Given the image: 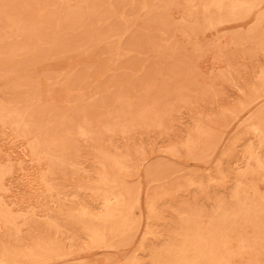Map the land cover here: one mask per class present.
Returning a JSON list of instances; mask_svg holds the SVG:
<instances>
[{
	"label": "rangeland",
	"instance_id": "rangeland-1",
	"mask_svg": "<svg viewBox=\"0 0 264 264\" xmlns=\"http://www.w3.org/2000/svg\"><path fill=\"white\" fill-rule=\"evenodd\" d=\"M264 264V0H0V264Z\"/></svg>",
	"mask_w": 264,
	"mask_h": 264
},
{
	"label": "bare ground",
	"instance_id": "bare-ground-1",
	"mask_svg": "<svg viewBox=\"0 0 264 264\" xmlns=\"http://www.w3.org/2000/svg\"><path fill=\"white\" fill-rule=\"evenodd\" d=\"M227 264V263H226Z\"/></svg>",
	"mask_w": 264,
	"mask_h": 264
}]
</instances>
